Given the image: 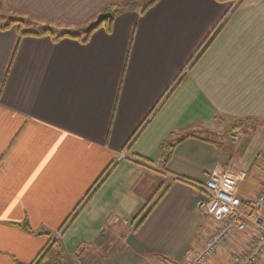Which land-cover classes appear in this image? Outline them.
<instances>
[{
  "label": "crops",
  "instance_id": "0c3cea01",
  "mask_svg": "<svg viewBox=\"0 0 264 264\" xmlns=\"http://www.w3.org/2000/svg\"><path fill=\"white\" fill-rule=\"evenodd\" d=\"M0 2L53 33L0 23V264L54 241L40 264H188L208 176L243 202L263 182L264 0H158L58 40L119 0Z\"/></svg>",
  "mask_w": 264,
  "mask_h": 264
},
{
  "label": "built area",
  "instance_id": "2783aa9c",
  "mask_svg": "<svg viewBox=\"0 0 264 264\" xmlns=\"http://www.w3.org/2000/svg\"><path fill=\"white\" fill-rule=\"evenodd\" d=\"M238 179L232 173L212 172L200 187L204 212L214 228L188 264H207L215 255L225 256L227 264H264V178L246 202L237 197ZM235 236L243 242L231 251Z\"/></svg>",
  "mask_w": 264,
  "mask_h": 264
},
{
  "label": "trees",
  "instance_id": "16d2710c",
  "mask_svg": "<svg viewBox=\"0 0 264 264\" xmlns=\"http://www.w3.org/2000/svg\"><path fill=\"white\" fill-rule=\"evenodd\" d=\"M158 0H142V5H141V8H142V12L143 11H145V10H147L148 8H150L151 6H153L156 2H157ZM221 1H225V0H221ZM137 4H138V2L136 1V2H133V3H130V4H127V5H123V6H121V7H119L118 9H116V10H112V8L114 7V6H111V8L109 9V12L111 13V15H112V18L111 19H109V20H106V21H103L102 23H100V24H98V25H96V26H94V27H92L88 32H86V33H84V37L85 38H88V36L93 32V31H95L96 29H98L99 27H101V25H105L104 27H105V29L107 30V31H109L110 30V26H111V23H112V19H113V17L116 15V14H118V13H120L121 11H124V10H134V9H137V8H139L138 6H137ZM20 22H22V21H11V22H9V23H7V24H3V25H1V30H8L9 28H11L12 26H13V24H17V23H20ZM17 31H18V33H19V36L20 37H23V36H35V37H39V36H45V35H50V36H52L53 35V33L49 30V29H46V28H44V29H41L40 31H36V32H23V31H21L20 29H18L17 28ZM80 37V34H77V33H75V32H72V31H63V32H61V33H59L54 39L55 40H58V39H61V38H73V39H77V38H79ZM84 40H86V39H84ZM168 148L170 149V151H171V148H172V146H168ZM96 185V184H95ZM89 194V193H88ZM87 194V195H88ZM80 206V204L77 206V208L76 209H78V207ZM76 209H75V211H76ZM148 212H146V214H147ZM145 214V215H146ZM144 218V217H143ZM143 218L139 221V223H137L135 226H134V229H136L139 225H140V223H141V221L143 220ZM135 221V220H134ZM133 225V224H132ZM55 243H56V241H54V243L47 249V251L43 254V256H42V258L39 260V261H37L36 262V264H40L45 258H47V257H49V256H52L54 253H55Z\"/></svg>",
  "mask_w": 264,
  "mask_h": 264
},
{
  "label": "rangeland",
  "instance_id": "374dc122",
  "mask_svg": "<svg viewBox=\"0 0 264 264\" xmlns=\"http://www.w3.org/2000/svg\"><path fill=\"white\" fill-rule=\"evenodd\" d=\"M134 1H136V0H126L124 3H123V1H121V0H119V2H115L114 4H112L111 6H114L113 8H112V10L114 9V10H116V9H118L119 7H121V6H125V5H127V4H130V3H133ZM238 1V0H237ZM137 2H138V4H137V6L138 7H141V5H142V0H137ZM110 6V7H111ZM95 20V19H94ZM93 20V21H94ZM11 21H22V22H20V23H17V24H13V26L14 27H17L18 29H20L21 31H23V32H27V31H36V28H34V27H32V26H28V25H26V24H24L25 22L26 23H28L27 22V20H21V18L20 17H18V16H16V14L14 13V12H12L11 11V9L5 4V3H3V2H0V23H1V25H3V24H7V23H9V22H11ZM92 21V22H93ZM106 21V20H105ZM12 26V27H13ZM105 25L103 24V25H101V28H103L104 30H105V27H104ZM41 29H43V28H38V31H40ZM80 35H82V36H84V34H80ZM110 228V227H109ZM110 230V234L112 233V234H114V236L115 235H117V234H115L114 232H112L111 231V228L109 229ZM112 234L110 235L111 237H112ZM115 240L113 241V243H111V244H117V242L118 243H120V241L121 240H116V239H118V238H116V236L115 237H113ZM239 240H242L239 236H235V238H234V241H232L231 243H233L234 244V246L236 247V243H238L239 242ZM111 242H112V240H111ZM229 245H230V243H229ZM235 247H229V250H233ZM219 256H222V255H219Z\"/></svg>",
  "mask_w": 264,
  "mask_h": 264
},
{
  "label": "water",
  "instance_id": "95a60500",
  "mask_svg": "<svg viewBox=\"0 0 264 264\" xmlns=\"http://www.w3.org/2000/svg\"><path fill=\"white\" fill-rule=\"evenodd\" d=\"M111 18H112V15L110 12H104L102 14H99L93 22H91L86 28L83 29V33L88 32L92 27L102 23L105 20H109Z\"/></svg>",
  "mask_w": 264,
  "mask_h": 264
}]
</instances>
